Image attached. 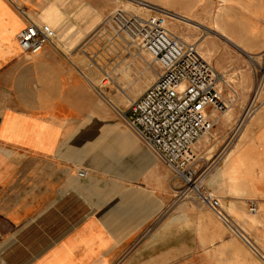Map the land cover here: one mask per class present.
<instances>
[{
  "label": "crops",
  "instance_id": "0c3cea01",
  "mask_svg": "<svg viewBox=\"0 0 264 264\" xmlns=\"http://www.w3.org/2000/svg\"><path fill=\"white\" fill-rule=\"evenodd\" d=\"M149 1L201 25L186 27L188 39L215 47L221 69L245 67L243 53L263 50L264 0L192 9ZM125 3L0 0V264H264V100L247 111L244 69L247 81L224 112L231 126L213 160L197 162L198 172L209 168L197 196L116 121L118 104L99 86L100 68L122 69L128 54L99 29ZM223 5L230 13L216 19ZM29 23H51L56 33L35 54L18 41ZM215 23L238 51L203 29ZM250 201L260 225L249 219Z\"/></svg>",
  "mask_w": 264,
  "mask_h": 264
},
{
  "label": "built area",
  "instance_id": "2783aa9c",
  "mask_svg": "<svg viewBox=\"0 0 264 264\" xmlns=\"http://www.w3.org/2000/svg\"><path fill=\"white\" fill-rule=\"evenodd\" d=\"M138 6L137 12L116 8L100 24L110 39L126 47L128 55L140 58L154 70V80L131 101L123 121L176 178L190 187L195 178L193 149L208 130L209 110L221 103L219 83L223 77L201 57L195 45L166 29L169 14ZM55 37L48 24L29 23L19 32L18 41L21 50L35 54ZM254 85L249 111L262 98L258 93L264 94V69ZM78 176L85 177L86 172H78ZM199 196H203L201 192ZM205 197L210 207L220 209L218 199ZM249 206L250 211L256 210L254 203Z\"/></svg>",
  "mask_w": 264,
  "mask_h": 264
},
{
  "label": "rangeland",
  "instance_id": "374dc122",
  "mask_svg": "<svg viewBox=\"0 0 264 264\" xmlns=\"http://www.w3.org/2000/svg\"><path fill=\"white\" fill-rule=\"evenodd\" d=\"M167 1H168V3L171 2V0H167ZM207 1L208 0H172L173 3H178V5L180 4L182 6L189 8V9H192L197 5L202 7V8H205ZM222 1L227 2L228 0H222ZM146 2L155 5L154 3L150 2L149 0H147ZM155 6H157V5H155ZM157 7L160 9L168 10L166 8V6L165 7L164 6L163 7L157 6ZM120 8H122L126 11H130V12L134 11V8L137 9L136 6H134L133 4L129 5L128 3L122 4L120 6ZM230 9H231L230 6L227 7V6L223 5V6L219 7L218 10L216 11L215 18L220 19V18L226 16L228 13H230L229 12ZM169 12H171V11H169ZM147 13H149V12L147 11L146 14ZM171 13L178 15V16L184 15L186 17H189L188 15H185L183 13H177V12H171ZM166 21H167V23L171 22L172 25H176V26L179 25L178 27H181L179 33L174 31L171 28L172 26H170V24L167 25V30H169L173 35H175L177 38L181 39L183 42L190 44V45L191 44L195 45L197 51L199 52V54L201 55V57L205 61L210 63V65L212 67H214L213 64L216 61L219 68L221 69L224 62L221 61V59L219 57L220 53H217L214 50L215 47L213 49H212V47H209V49H206V47L204 49L200 48V47L198 48V46L195 43L191 42L188 39V34L192 33V31H189L186 27H190V26H187L186 24H184L181 21L180 22L177 21L176 18L173 19L171 16L166 18ZM244 21H248V20H244ZM238 22H241V21L239 20ZM47 24L52 25L51 23H47ZM215 26H216L215 30H210L208 28L207 29L209 30V32H211V33L213 32L216 36H218L219 35L218 33L221 32V34H223V36L220 35V37L223 38V40L225 39L224 40L225 42L231 43L225 37L223 28H220L218 25H216V23H215ZM99 29H100V26H99ZM220 37L218 36V38H220ZM109 40L113 41L112 39H110V36H109ZM231 45H232V47L234 46L232 43H231ZM233 49L236 51L239 50L236 47ZM262 49L263 50H261V52L258 54L243 53L247 58L246 59L247 62H244V60L241 59L240 57L238 59L239 61L236 59V63L238 62L239 64H242L244 62L245 67L240 68L239 66H236V67L232 68L230 66L225 65L224 68H222L220 71H218L214 67V69L219 74H221V76L223 77V79L219 83V89H220V93H221L220 94L221 103H220L219 107L217 106V108L214 107V108L210 109V110H212V112H211L212 114L208 113V126H209L208 130L203 136H201L199 138V140L197 141V143L195 144L194 149H193L194 159H195L194 172L196 175L194 174L195 175V178L193 181L194 183H192V185H190V187H189L192 191H194L193 187L196 185L198 191L202 192L201 182H205L206 181L205 179L209 176V171H208L209 168H207V167L203 168V170L201 168L198 172L197 162L199 161V157L202 156V158H204V160H211L212 161L213 155L215 154L216 149L219 148L221 145L222 140H221L220 136H222V132L224 131V129L226 127L231 126V114L229 112L224 114V112H225V110H227L226 107H227L230 99H235L236 97H239V94H240L238 91L239 85H244L247 81V77L244 76V72H243L244 69H246L245 72L249 73L248 74V76H249L248 80L251 79V82H252V85L250 88L249 99L252 97V95L254 93L253 92L254 86H255L254 82H255L256 78L259 77L260 71L262 69H264V47ZM248 54L251 56L250 58L247 57ZM125 59L126 60L124 62V65L122 66V69H119V67H118V68H116V70L112 69L111 71H109V69H108L105 71V68L101 67L100 69L102 70V74H101V80L102 81L99 85L101 87V90L104 91L107 95L111 96L114 103L118 104L117 109L115 107H113V110H115L116 117L119 118L116 121L121 120L123 123H124L123 117L126 115L128 109H129L130 101L138 98L140 96V94L154 80V71L152 73L151 68L150 67L147 68L145 63L142 62L140 60V58H136L133 56L131 57V55L127 54ZM260 94H261V92L258 93V96H260V97L264 96V94H261V95ZM133 135H135V134H133ZM136 138H137V136H136ZM145 148H146V146H145ZM148 151L150 153H152L150 150H148ZM209 163H211V162H209ZM171 174H172V172H171ZM202 174H204V175H202ZM174 178L178 182L183 183L178 178H176L175 176H174ZM195 193L197 196H199L196 191H195ZM209 196H211V195H209ZM251 203H254V205H256L254 201H250L249 205ZM218 211L220 212V209ZM256 211H257V205H256L255 211H250V210L248 211L249 215H250L249 219L250 218L252 219L251 220L252 224L260 225L258 222L253 221V220H255Z\"/></svg>",
  "mask_w": 264,
  "mask_h": 264
},
{
  "label": "bare ground",
  "instance_id": "6f19581e",
  "mask_svg": "<svg viewBox=\"0 0 264 264\" xmlns=\"http://www.w3.org/2000/svg\"><path fill=\"white\" fill-rule=\"evenodd\" d=\"M132 1V2H131ZM133 1H135V2H133ZM136 2H140L139 3V5L140 6H138L137 4H136ZM128 4L129 5H131V4H133L134 6L136 5V7L138 6V7H149V8H153V7H155V8H158L157 6H155V5H153V4H151V3H148V2H146V1H143V0H128ZM120 8V7H119ZM160 11H162V13L163 12H165L166 14H169V16H171L173 19H175L176 18V20L177 21H181V22H183L184 24H186V25H188V26H192V27H202V26H199V24H195V23H193V21H192V19L191 18H189V17H186V16H184V15H175V14H173V13H171V12H169L168 10H165V9H160V8H158ZM134 11L135 12H137L138 10L137 9H135L134 8ZM167 25H168V23H167V21H166V24H165V26H166V29H167ZM203 29H207V28H203ZM207 31H209L208 29H207ZM170 32V31H169ZM171 33V32H170ZM219 34V36L221 35V36H223V34H221V32H219L218 33ZM175 36V35H174ZM51 43H53V40L51 41ZM50 43V44H51ZM233 44V43H232ZM236 48H238L239 49V47L236 45V44H233ZM247 54V53H246ZM247 57H251L249 54H248V56ZM151 68V67H150ZM151 70H152V73H153V68H151ZM255 83V82H254ZM253 98V97H252ZM252 98H250V99H252ZM134 100V99H133ZM132 100V101H133ZM260 100H264V96H262V98H259V101ZM250 102V101H249ZM130 103H131V101H130ZM249 106H251V104L249 103ZM248 106V107H249ZM247 111H249V109H247ZM250 112V111H249ZM82 178V177H81ZM193 187V186H192ZM193 190L194 191H196L197 192V194H200V192L198 191V189H197V186L195 185L194 187H193ZM219 201V200H218ZM220 204V203H219ZM221 207V206H220ZM213 209V208H212ZM213 210H215V209H213ZM215 211H218V210H215Z\"/></svg>",
  "mask_w": 264,
  "mask_h": 264
}]
</instances>
